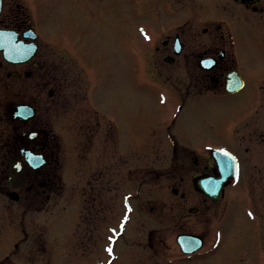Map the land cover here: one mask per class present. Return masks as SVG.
Listing matches in <instances>:
<instances>
[{"label": "flooded vegetation", "instance_id": "af4514ba", "mask_svg": "<svg viewBox=\"0 0 264 264\" xmlns=\"http://www.w3.org/2000/svg\"><path fill=\"white\" fill-rule=\"evenodd\" d=\"M125 2L108 5L119 15ZM133 4L137 75L142 77V66L149 67L142 78L167 89L174 101L160 122L134 121L126 129L117 103L106 96L109 72L103 69L99 76L76 43L68 46L46 36L33 0H0V237L7 231L1 230L5 222L14 225L0 264L44 258L40 218L61 212L71 214L75 253L77 222L91 234L96 206L108 212L111 192L123 207L114 222L124 223L126 212L130 217L136 210L132 201L141 196L139 186L124 193V176L137 180L140 165L130 159L142 146L169 148L170 177L185 186L171 189L181 202L171 207L181 226L177 235L202 241L198 251L184 253L174 239L177 252L160 254L164 264H242L249 258L243 251L204 250L208 235H218L219 247L229 240L230 215L264 213V0ZM198 101H216L223 109L200 113L213 138L188 141L178 122ZM219 149L228 154L217 159L213 151ZM224 176L217 195L199 189L201 179ZM231 196H245L248 204L242 209L225 205L220 219L221 204ZM148 240L155 242L154 236Z\"/></svg>", "mask_w": 264, "mask_h": 264}, {"label": "rangeland", "instance_id": "374dc122", "mask_svg": "<svg viewBox=\"0 0 264 264\" xmlns=\"http://www.w3.org/2000/svg\"><path fill=\"white\" fill-rule=\"evenodd\" d=\"M88 2L33 0L39 17L43 18L42 28L46 36L68 46L76 43L79 47L78 51L83 50V54L88 57L99 76H102L103 69L109 72L106 96L110 103H117L121 122L125 124L126 129L128 123L134 121L152 124L160 122L173 108L174 100L167 89L166 92L162 86L147 83V80L142 78L144 71L149 70V67L142 66L140 69L142 77L137 75L135 67L138 64L135 37L137 33L134 32L133 27L135 26L133 0H126L125 12L123 9L119 15L112 8L113 4L108 5L110 0H88ZM161 94L165 97H161ZM219 106L223 109V106L216 101H198L187 106L178 122L181 136L188 141L199 140V142L213 138L203 127L200 113L212 112ZM142 127L143 139L145 125L142 124ZM160 129L159 127L158 130ZM160 138L162 139L161 134L158 139ZM168 151L169 148L164 146H142L140 153L130 159L131 164L140 165V170L135 175L136 181H133L128 174L124 176V193L132 194L139 186L141 196L138 201H132L131 204L136 210L130 215L123 233L115 242L113 247L116 253L115 260L112 257L107 258L104 246L107 245L109 237L114 238L119 233L116 232L115 222L122 216L123 207L120 198L117 200L111 192L108 212H102L101 206H96L97 215L94 213L95 222L91 234L86 233L88 230L86 226L77 222L75 253L73 251L75 239L71 235V214L61 212L56 213L54 217H41L45 228L40 236L45 240L48 254L44 258L40 257L30 262L32 261L33 264H161L163 262L164 264L166 259L160 254L177 252L174 239L181 229V226L175 224L176 215L171 209L175 203L180 202V199L172 195L171 189L175 186L181 191L185 187L182 181L170 177L172 173L168 164ZM142 204L147 208L145 211L140 209ZM245 204H248L245 196H231L228 201L221 204L220 219L226 216L225 205L227 207L236 205L242 209ZM257 213H254L253 218L239 214L230 215L227 227L232 234L229 240L219 247V244L216 246L218 235L217 237L208 235V246L204 251L218 250L221 253L243 251L249 254V258L242 264H264V213L261 211ZM256 215L259 218L258 222ZM30 219L29 222H32V218ZM102 220L106 223H102ZM9 224L12 226L9 227ZM13 226L12 223L5 222L4 228H1L7 230L2 234L3 237H0L1 257H4L9 248L5 243L14 231ZM151 236H154L155 242L150 245L148 237ZM216 263L231 264L230 260Z\"/></svg>", "mask_w": 264, "mask_h": 264}, {"label": "water", "instance_id": "95a60500", "mask_svg": "<svg viewBox=\"0 0 264 264\" xmlns=\"http://www.w3.org/2000/svg\"><path fill=\"white\" fill-rule=\"evenodd\" d=\"M217 153V152H216ZM221 181H212L210 180L206 186H204L201 182L199 183V188H201L204 192H206L210 196H215L217 195V190L219 189V184ZM216 188V189H215ZM215 189V190H214ZM178 243L180 244L181 248L185 252H193L196 250L199 246V240L195 237L188 236V235H183L178 237L177 239ZM187 245H192L193 247L191 249L186 248Z\"/></svg>", "mask_w": 264, "mask_h": 264}, {"label": "snow or ice", "instance_id": "6c2138e0", "mask_svg": "<svg viewBox=\"0 0 264 264\" xmlns=\"http://www.w3.org/2000/svg\"><path fill=\"white\" fill-rule=\"evenodd\" d=\"M110 251V250H109Z\"/></svg>", "mask_w": 264, "mask_h": 264}]
</instances>
